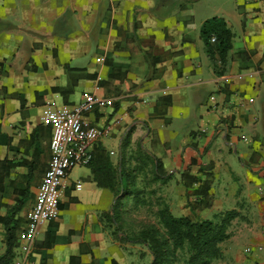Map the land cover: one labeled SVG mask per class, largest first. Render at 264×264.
<instances>
[{
    "label": "crops",
    "instance_id": "obj_1",
    "mask_svg": "<svg viewBox=\"0 0 264 264\" xmlns=\"http://www.w3.org/2000/svg\"><path fill=\"white\" fill-rule=\"evenodd\" d=\"M212 17L250 54L226 73L202 37ZM111 58L124 82L108 78ZM97 94L105 104L83 121L110 127L93 148L115 178L102 186L91 166L72 169L30 264H153L147 243L118 230L119 202L153 181L161 208L189 216L200 183L184 173L212 175L200 217L237 212L212 264H264V0H0V217L16 213L15 257L51 163L50 114ZM6 249L0 220V259Z\"/></svg>",
    "mask_w": 264,
    "mask_h": 264
},
{
    "label": "trees",
    "instance_id": "obj_2",
    "mask_svg": "<svg viewBox=\"0 0 264 264\" xmlns=\"http://www.w3.org/2000/svg\"><path fill=\"white\" fill-rule=\"evenodd\" d=\"M202 37L210 58L216 61V54L220 55L223 64L220 73H226L229 70L235 55L244 61L250 58L249 52L243 48L239 49L237 53L233 51L235 45L234 35L224 18L212 17L207 19L202 25ZM213 37H215V41L212 40ZM106 62L110 67L108 78L124 82L127 69L123 66L114 65L112 58L106 59ZM106 82H108L106 79H99L100 87L105 86ZM61 91L65 93L64 89ZM97 95L96 97L99 98L100 94ZM160 99L167 104L170 103L168 96H162ZM92 152L93 158L89 166L92 167L95 179L102 186L111 185L116 173L108 159V155L103 149L98 148H93ZM184 180L187 187L200 183L194 191L198 199L190 201V207L194 215H196L195 210L198 208L211 206L209 192L212 185L211 174H207V178L203 180L189 173H184ZM15 214V212H12L6 217H0L6 228L7 244L6 252L0 259V264H9L16 255L15 250L19 242V224ZM236 216L237 212L234 210L217 213L212 218L174 216L169 206L164 203L158 212L160 227L150 225L132 240L148 244L155 255L153 264H176L178 261L181 264H212L214 259L221 256V243L229 238V225ZM118 230H121V226ZM178 252H181V255Z\"/></svg>",
    "mask_w": 264,
    "mask_h": 264
},
{
    "label": "built area",
    "instance_id": "obj_3",
    "mask_svg": "<svg viewBox=\"0 0 264 264\" xmlns=\"http://www.w3.org/2000/svg\"><path fill=\"white\" fill-rule=\"evenodd\" d=\"M212 40L215 41V37ZM105 102L103 98L91 95L73 105L71 109L58 110L50 114L51 163L44 181L39 186L31 224L21 237L20 254L15 257L13 264H30L38 226L56 214L60 190L66 177L75 167L88 166L93 158L94 144L99 138L110 133L109 126L87 125L83 121L85 111L102 106ZM76 186L80 189L82 183L78 182Z\"/></svg>",
    "mask_w": 264,
    "mask_h": 264
},
{
    "label": "rangeland",
    "instance_id": "obj_4",
    "mask_svg": "<svg viewBox=\"0 0 264 264\" xmlns=\"http://www.w3.org/2000/svg\"><path fill=\"white\" fill-rule=\"evenodd\" d=\"M81 169L75 168L74 172L80 173ZM151 181L148 188L144 189V193L149 192V194H142V189L136 186L134 189L135 196L133 201H128L125 199L124 202H119V214H120V226L124 232L127 233L129 239H135L140 232L150 226L155 225L160 227L158 220V212L161 208V199L157 198L156 190L157 188L153 186L154 183ZM126 183V182H125ZM160 199V200H159ZM164 203V200H163ZM157 204H159V209L157 210ZM192 212V211H191ZM189 216H199L198 213L194 215L192 212ZM181 255V252H178ZM176 264H181L178 261Z\"/></svg>",
    "mask_w": 264,
    "mask_h": 264
}]
</instances>
